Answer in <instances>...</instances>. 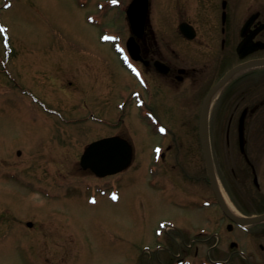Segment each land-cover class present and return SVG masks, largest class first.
<instances>
[{
	"label": "rangeland",
	"instance_id": "1",
	"mask_svg": "<svg viewBox=\"0 0 264 264\" xmlns=\"http://www.w3.org/2000/svg\"><path fill=\"white\" fill-rule=\"evenodd\" d=\"M123 7L0 0V264H242L231 241L252 248L204 206L214 198L200 139L169 118L163 135L135 112ZM118 132L134 163L106 177L82 170L86 145ZM200 233L218 235L222 253L187 248Z\"/></svg>",
	"mask_w": 264,
	"mask_h": 264
},
{
	"label": "flooded vegetation",
	"instance_id": "2",
	"mask_svg": "<svg viewBox=\"0 0 264 264\" xmlns=\"http://www.w3.org/2000/svg\"><path fill=\"white\" fill-rule=\"evenodd\" d=\"M148 2L144 32L135 36L140 56L132 70L136 113L164 135L170 131L162 118L183 121L185 133L194 138H200L201 121L206 122L224 196L243 216L264 214V0ZM212 195V205L221 209ZM221 211L229 231L238 229V237L252 244L245 249L231 241L232 256L239 255L234 259L264 264V221L245 226ZM221 246L216 235L208 248L222 253Z\"/></svg>",
	"mask_w": 264,
	"mask_h": 264
},
{
	"label": "water",
	"instance_id": "3",
	"mask_svg": "<svg viewBox=\"0 0 264 264\" xmlns=\"http://www.w3.org/2000/svg\"><path fill=\"white\" fill-rule=\"evenodd\" d=\"M128 17L131 27L136 34L143 31L147 19V0H134L128 8ZM128 48L134 58H138V49L134 44V36L128 40ZM229 77V74L222 80L223 84ZM201 143L208 170L209 179L217 198L225 213L234 221L243 225L255 224L264 220V214L248 218H239L227 207L219 188L213 168L211 157V148L208 133L204 123H201ZM243 132V131H242ZM243 140V139H242ZM244 142H242V145ZM133 149L130 143L118 136L107 137L90 144L81 158L83 168H91L99 176L117 173L127 168L132 161Z\"/></svg>",
	"mask_w": 264,
	"mask_h": 264
},
{
	"label": "bare ground",
	"instance_id": "4",
	"mask_svg": "<svg viewBox=\"0 0 264 264\" xmlns=\"http://www.w3.org/2000/svg\"><path fill=\"white\" fill-rule=\"evenodd\" d=\"M229 207L232 209V207L230 206V204H229Z\"/></svg>",
	"mask_w": 264,
	"mask_h": 264
},
{
	"label": "snow or ice",
	"instance_id": "5",
	"mask_svg": "<svg viewBox=\"0 0 264 264\" xmlns=\"http://www.w3.org/2000/svg\"><path fill=\"white\" fill-rule=\"evenodd\" d=\"M114 2H115V0H114Z\"/></svg>",
	"mask_w": 264,
	"mask_h": 264
}]
</instances>
